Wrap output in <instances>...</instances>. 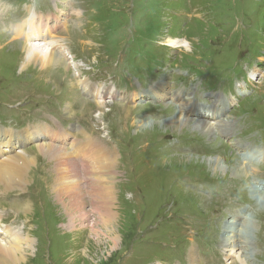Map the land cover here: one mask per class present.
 <instances>
[{
    "label": "rangeland",
    "instance_id": "obj_1",
    "mask_svg": "<svg viewBox=\"0 0 264 264\" xmlns=\"http://www.w3.org/2000/svg\"><path fill=\"white\" fill-rule=\"evenodd\" d=\"M4 4L10 9L4 10ZM73 9L82 10L83 15L74 16ZM0 12V123L22 127L29 122L49 123L51 116L62 125L59 111L64 112L66 105L67 116L68 111L76 113L79 108L80 113L84 111L81 120L91 130L90 137L95 141L105 137L99 141L105 153L115 157L110 164L116 175L111 179L114 220L103 225L96 218L104 213L105 206L99 201L105 199L101 191L90 190L95 201L90 206L93 202L78 191L82 188L78 178L75 191L88 216L70 224L52 192L60 180L58 171L55 175L51 168L54 162L37 153L35 146L41 142L25 146L22 155L34 159V166L23 176L26 185L8 192L0 185L3 224L15 223V230L23 231L22 220L31 222L26 221L20 235H30L32 248L22 249L25 262L13 264H189L187 251L190 264L197 259L198 264H211L206 254L215 247L226 264L221 240L235 244L229 234L222 236L239 210L238 230L245 228L246 236L253 240L251 250L255 247L251 253L249 248L243 249L250 258L246 262L264 264L262 196L252 198L253 177L235 173L243 157L233 146L238 132L235 123L244 130L240 144L264 150V0H0ZM34 13L49 16L52 35L75 55L70 67L62 63L42 68L28 62L21 48L23 39L11 41L13 27L23 23L24 31L26 19ZM167 38L184 40L189 48L166 47ZM254 69L258 77L246 87L249 96L239 97L235 83L248 84L247 73ZM82 75L96 85L102 82L108 87L110 80L131 89L116 90V105L106 103L101 115L94 116L97 106L93 101L85 106L80 102L69 105L81 97L77 80ZM165 77L171 83V94L182 92L184 99L190 94L200 104L209 105L210 94L225 99L233 96L235 105L226 114L230 136L204 135L191 129L189 122L180 129L170 125L171 121L159 125L175 116L174 104L142 107L139 101L131 103L132 91L140 93ZM21 92L25 101L29 98L23 105ZM87 108L94 117L84 116ZM18 110L22 115L26 111L32 114L15 118L9 114ZM137 119L155 123L138 130ZM230 150L233 156L229 158ZM184 156L194 159L181 163L177 158ZM216 157L226 168L213 172L207 160ZM253 166L255 178L264 184V156ZM244 168L249 173L248 165ZM25 190L30 202L23 204L17 193ZM26 204L31 209L28 216L22 210ZM17 209L22 211L17 213ZM111 226L120 236L112 250L105 235L95 236ZM240 245L237 241L231 264H243L236 257Z\"/></svg>",
    "mask_w": 264,
    "mask_h": 264
},
{
    "label": "bare ground",
    "instance_id": "obj_2",
    "mask_svg": "<svg viewBox=\"0 0 264 264\" xmlns=\"http://www.w3.org/2000/svg\"><path fill=\"white\" fill-rule=\"evenodd\" d=\"M22 24H18L13 27V37L11 38V41L15 40L13 38H23L25 45L21 48L27 54V61L38 63L42 68L63 65L61 60L52 53V50L54 48H57L59 49L60 54L63 55L64 48H62V45L57 44L58 39H56L52 35L54 30L50 27L51 23L49 16L43 15L37 17L35 15H32L28 17L25 21L27 32L23 31L21 26ZM181 42L183 44H180ZM187 44L188 43L184 40L171 38H167L164 41L165 46L175 49H179L180 45L185 46L186 49H188L189 45ZM23 63L25 64V62ZM23 68H25V65H22V69ZM257 77L258 75L256 71H252L250 73L249 78L251 82H256ZM78 84L84 94L92 97L95 100L94 103L96 104L97 109L100 110L104 103L97 101L99 94L97 88L85 79L79 80ZM170 86V82L166 83L164 80H161L150 86V90H146L144 93H141L143 97L146 95V99L161 102L165 105H176L175 116L170 117L168 120L165 119L166 121L164 120V122L160 123L159 125H164L165 122L171 121L172 124L170 125L175 126L176 129H180V127L184 126L186 122H189L191 129L196 131L199 130L204 135L212 136L216 134L221 137H229L227 136L229 135V133H227V130L230 128L231 122L229 120H226V118L224 119V117L229 107H231L230 103H234L233 98L224 101V98H221L219 95L211 94L209 96L211 98L210 104H201V107H198L195 106L190 97V94L186 96V99H184L185 97H182V92H174L171 95ZM236 94L240 97H243L246 96L248 92L244 88V86L240 84V88L239 86H237ZM131 98L133 102L138 101L137 98H139V94H133ZM154 123L155 122L138 119L135 121L134 125L138 127V130H145L147 126L153 125ZM173 126L172 128H174ZM76 130H78V128ZM7 137H9V135H6V132L0 131V185H3V187H5L6 192L14 190L13 187L19 188L20 186L26 185L23 176L27 173L29 168H32L34 166V159L32 158L29 160V157L26 158L25 155H22L23 152L19 151L17 152V154L8 155V153H6L8 150H3V147L5 145H8L9 143V139ZM235 146L240 150V154H242L243 157V161L238 165V170H234L235 173L240 176L253 175L255 173V167L252 166V163H254L255 160L250 158V156H256L258 158V162L255 163H259L264 156L263 150L254 149L249 145H242L238 144L237 142L235 143ZM35 147H37V153H41V155L47 156L50 161L54 162L53 170L55 175H57L55 170L58 171L57 176L60 177V180L58 182L57 188H55L54 190L52 189V192L63 205V212L65 213V215L66 213L69 215L68 222H70V224H73L76 219H79L81 217L87 218L88 216V213L85 214L84 212H82L83 207L78 201V198L81 200V197L77 194V190L75 191V186L78 185V178H80L79 186L80 188L82 187L81 190L78 189V191H82L85 199H88L89 202H93V205L90 204V206L93 207L95 202L90 196V190L101 191L102 197H104L105 199V202L99 201L103 203V206H105L104 213L99 214L98 216H96V218L100 220L103 225L109 224L114 220L111 212L112 210L110 208V205H112L114 192L111 179L116 175H113V170L111 169L114 164L110 163L115 160V157L110 154L111 152L105 153L106 148L98 142L95 143V146L89 144L87 149H85L84 146H82L79 142H75L73 151L70 153V158H68V152L58 145L39 143ZM249 150H253L255 152L249 156L243 154L245 151L249 152ZM73 152H76L80 155L83 164L86 166H79V164L81 163H77L75 161L76 158H74V160L71 158V154ZM177 159L181 161V163H187L194 158L191 156H184L183 159ZM207 161L209 165H211L213 172L218 169L223 170L226 168L220 165L219 157L210 158ZM246 165H249V173H247L246 169L244 168ZM87 179H89L90 181H88ZM258 181L259 180H256L251 188L252 198L259 199L262 196L260 202L262 203L261 205H264V194L262 195L259 193L261 191H264V185H262L261 182ZM95 186L100 187L101 190ZM28 205L26 204L22 207V210H24L23 212L26 214V216H28V214L31 212V209L29 210V208H27ZM22 210L17 209L16 211L17 213H19ZM235 224L236 223L233 222L230 223V226L227 227L224 235L229 234V239L236 242L240 241L241 245L240 247H238L240 249V254L242 252L241 249L246 250V248L247 251L249 248L248 253H250L253 240L249 236H246L247 230L245 228L238 230L239 226H235ZM104 231L105 233L98 232V235L96 234L95 236L103 237L105 235V237L109 240L110 249L112 250L117 248V244L120 241V236L117 232V229H114V227L111 226L104 229ZM4 233L5 235L2 236L0 232V264L25 262V258L23 257V255H20V253H23L22 249L31 250L33 240L31 239L30 235L27 237L26 234L25 236H22L20 235L21 233L19 231H13L9 228L4 229ZM6 240L10 241L5 242ZM223 243L225 244V247L228 246V252L235 253L238 251L235 249V244L230 246L224 240ZM245 250H243L241 256L239 253H236V257L237 259H239V261L241 257V262L243 264H249V262L246 261H248L250 258L245 255L247 254V251ZM228 257L229 259L234 261V258L230 254L228 255Z\"/></svg>",
    "mask_w": 264,
    "mask_h": 264
},
{
    "label": "clouds",
    "instance_id": "obj_3",
    "mask_svg": "<svg viewBox=\"0 0 264 264\" xmlns=\"http://www.w3.org/2000/svg\"><path fill=\"white\" fill-rule=\"evenodd\" d=\"M72 14L74 16H76V17H80V16L83 15L82 10H80V9H73V13Z\"/></svg>",
    "mask_w": 264,
    "mask_h": 264
}]
</instances>
